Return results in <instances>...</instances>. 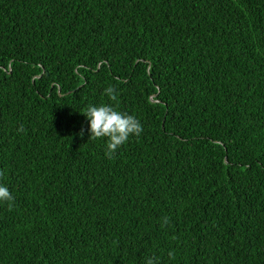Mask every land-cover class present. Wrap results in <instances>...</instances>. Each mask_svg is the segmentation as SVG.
Instances as JSON below:
<instances>
[{
	"label": "trees",
	"instance_id": "obj_1",
	"mask_svg": "<svg viewBox=\"0 0 264 264\" xmlns=\"http://www.w3.org/2000/svg\"><path fill=\"white\" fill-rule=\"evenodd\" d=\"M0 183V264H264V0H0Z\"/></svg>",
	"mask_w": 264,
	"mask_h": 264
},
{
	"label": "clouds",
	"instance_id": "obj_2",
	"mask_svg": "<svg viewBox=\"0 0 264 264\" xmlns=\"http://www.w3.org/2000/svg\"><path fill=\"white\" fill-rule=\"evenodd\" d=\"M104 93L115 100L113 87L105 88ZM83 115L89 121L90 139L105 140V156L108 158H112L131 137H138L143 132V125L135 115L122 112L112 104H90L84 109ZM14 200L15 197L9 187L0 183V204L7 203L11 208ZM164 223L167 224V218L164 219ZM145 264H158V262L155 257H149Z\"/></svg>",
	"mask_w": 264,
	"mask_h": 264
}]
</instances>
